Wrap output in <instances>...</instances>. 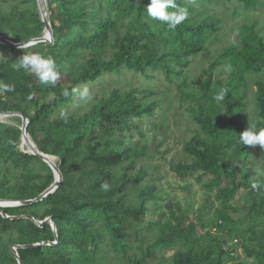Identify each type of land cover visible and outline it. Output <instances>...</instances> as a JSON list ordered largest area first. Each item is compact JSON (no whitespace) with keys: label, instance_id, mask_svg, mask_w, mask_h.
<instances>
[{"label":"trees","instance_id":"obj_1","mask_svg":"<svg viewBox=\"0 0 264 264\" xmlns=\"http://www.w3.org/2000/svg\"><path fill=\"white\" fill-rule=\"evenodd\" d=\"M149 3L59 0L60 23L50 20L54 43L25 48L0 43V85L14 86L0 95V111L24 113L31 138L40 151L59 158L63 174L60 186L42 201L3 208L11 217L52 216L58 237L49 222L41 227L31 218L0 214V264H19L13 246H19L23 264H97L104 247L117 254L113 264H147L166 250L174 251L162 264H249L226 248L231 240L240 241L246 257L264 264V174L242 159L253 146L239 139L250 125L264 128V24L251 17L235 30L226 28L220 15L229 7L262 10L264 0H175L189 16L174 28L150 18ZM44 30L37 0H0L2 36L26 42ZM215 40L227 41L216 54L210 51ZM33 49L56 60L61 78L54 87L16 70L17 60ZM201 53L212 57L194 90L187 73ZM126 69L149 78L163 72L177 85L195 128L184 145L187 160L171 169L180 178L196 175L213 194L215 219L171 210V219L149 223L157 229L153 235L132 231L157 199V187L148 168L137 167L148 157V146L129 144L125 137L139 131L145 117L156 116L159 103L150 98L155 92L113 88L81 114L66 110L81 84ZM220 73H227L225 80L217 78ZM65 76L71 85L61 82ZM21 142V128L0 121V199H33L55 181L50 165L21 150ZM254 149L264 169V149ZM235 159L241 160L240 172Z\"/></svg>","mask_w":264,"mask_h":264},{"label":"rangeland","instance_id":"obj_2","mask_svg":"<svg viewBox=\"0 0 264 264\" xmlns=\"http://www.w3.org/2000/svg\"><path fill=\"white\" fill-rule=\"evenodd\" d=\"M47 1V5L51 4L49 9V19L59 24L61 17L57 15L60 13L59 0ZM50 3V4H49ZM220 15L227 22L226 28L234 27L249 18H257L264 24V8L257 11H242L236 10L232 7L221 8ZM55 31H53V35ZM7 35L12 37V34L7 32ZM55 36L53 39V43ZM225 42H218L215 40L210 51L217 53L219 47H222ZM30 54H35V50ZM201 53L197 55L193 64L188 70L190 86L195 90L198 89L200 82L204 79V68L209 64L212 53L209 56ZM154 78L144 76L140 72L134 70H124L121 74L106 73L99 80L90 83L81 84L76 92L75 100L66 109L75 114H81L90 108L100 97L109 95L113 88L129 89L131 87H138L141 89H149L155 92L150 95L151 99H156L159 103V109L155 117H145L140 121V130L134 131L132 134L127 133L126 140L129 144H145L148 146V157L140 160L137 167L144 165L148 168L150 173L149 181L157 187V199L149 202L150 209L146 211L139 222H135L133 232L142 231L149 236L157 232L156 227L149 228V223L160 220L165 222L171 219V210L175 213H185L192 218L203 217L206 221L215 219V207L213 194L207 192L202 183H199L196 175H191L186 178H180L171 169L172 163L187 160V155L184 151L185 143L193 134L195 125L191 120L189 113L185 109V105L179 100V89L175 83H171L163 72H155ZM227 73H220L217 78L225 80ZM35 78L40 80L36 75ZM61 82L69 86L72 84L69 76H65ZM87 90L88 98H82V93ZM4 91H0V95ZM9 101H15L14 97L8 98ZM63 109L62 111H64ZM8 122L12 125L22 127V120L19 116H12L10 119L0 120ZM21 150H29L26 145H20ZM248 154L243 157L247 165H252L264 174L262 168L261 158L257 155L254 147H249ZM60 162L56 158V163ZM233 163L236 165L238 171L242 170L241 160L235 159ZM244 190H241L237 196L236 203L239 206L243 205L241 195ZM171 207V208H170ZM247 228H250L248 218L244 219ZM214 231V230H213ZM225 239V237L223 236ZM15 246H13V249ZM226 248L237 257L246 260L249 264H257L253 259L246 257L240 241L231 240ZM174 250H166L159 258H152L147 264H162L165 259H169ZM117 260V254L110 248L104 247V254L98 257L97 264H113Z\"/></svg>","mask_w":264,"mask_h":264},{"label":"clouds","instance_id":"obj_3","mask_svg":"<svg viewBox=\"0 0 264 264\" xmlns=\"http://www.w3.org/2000/svg\"><path fill=\"white\" fill-rule=\"evenodd\" d=\"M169 9H175L169 11ZM147 14L150 18L169 24L171 27H175L181 24L189 16V12L184 7H178L175 0H150V3L146 8ZM16 70H24L28 73L35 74L42 83L55 86L61 78V73L58 70L56 60L52 56H44L42 54H24L17 60L15 64ZM0 89L4 91H14V86L3 84L0 85ZM89 93L85 90L82 93V98H88ZM224 92L214 98L219 101L222 100ZM240 142L248 146L259 145L264 149V128H260L256 131L251 125L239 135ZM107 189V185H103ZM253 187H256L254 184Z\"/></svg>","mask_w":264,"mask_h":264},{"label":"water","instance_id":"obj_4","mask_svg":"<svg viewBox=\"0 0 264 264\" xmlns=\"http://www.w3.org/2000/svg\"><path fill=\"white\" fill-rule=\"evenodd\" d=\"M37 2H38L42 21L45 24V30H47L48 33L41 36V37H36V38L30 39L26 42H14L13 40L5 38L4 36H2L0 34V43L6 44L9 46H15L18 48L29 47V46L35 45L36 43H39V42L53 43V39H54L53 28L51 25V21L48 17V12L46 10V8L48 9V5L46 3L47 1L46 0H37ZM0 114L19 116L21 118V120H22V127H21L22 142H21V144L23 145V140L27 139V141L29 143V148H30V150H27V151L25 150V152L39 156L41 159H43L45 162H47L50 165V167L52 168V170L54 171V174H55V181L36 198L26 199V200L0 199V214H2L3 216H6V217H10L12 219L21 218V217L31 218L41 227H43L45 225V223L49 222L51 224L54 232L56 233V237H58L56 222L52 216L47 217L44 220H39V219H37L33 216H29V215H20V216H12L11 217V216L7 215L5 210L3 209L6 207H11V206L30 205V204H34V203L42 201L45 197L54 193L56 191V189L60 186V184L63 181V174H62V171L60 169V166L57 165V163L49 161L50 154H46V153L40 151L38 146L36 145V143L31 138V135H30L29 129H28L30 120L24 113L18 112V111H0ZM54 157H56V156H54ZM45 243L57 244L58 242L54 241V242H45ZM35 245H39V244H35ZM35 245H32V246H35ZM18 247L19 246H15L14 251H15V254L17 256V260H18L19 264H23L21 257L18 253V250H17ZM24 247H27V246H24Z\"/></svg>","mask_w":264,"mask_h":264},{"label":"bare ground","instance_id":"obj_5","mask_svg":"<svg viewBox=\"0 0 264 264\" xmlns=\"http://www.w3.org/2000/svg\"><path fill=\"white\" fill-rule=\"evenodd\" d=\"M47 3V2H46ZM46 10H47V12H48V17H49V11H48V9L46 8ZM48 33V31L47 30H44V34L43 35H45V34H47ZM13 115H4V114H0V120H7V119H10L11 117H12ZM23 145L25 146H27V147H29V143H28V141H27V139H25V140H23ZM37 148V147H36ZM30 150V149H29ZM49 161L50 162H55L56 163V157H54L53 155H50L49 156Z\"/></svg>","mask_w":264,"mask_h":264}]
</instances>
